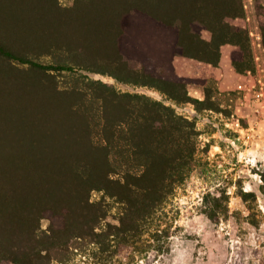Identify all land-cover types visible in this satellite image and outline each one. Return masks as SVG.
<instances>
[{"label": "rangeland", "instance_id": "obj_1", "mask_svg": "<svg viewBox=\"0 0 264 264\" xmlns=\"http://www.w3.org/2000/svg\"><path fill=\"white\" fill-rule=\"evenodd\" d=\"M157 1L0 0L13 53L0 51V190L43 153L118 180L91 190L102 219L88 235L43 264H264V0ZM130 116L134 143L152 142L147 171ZM44 215L42 229L62 227ZM10 218L0 210L5 248L20 245Z\"/></svg>", "mask_w": 264, "mask_h": 264}, {"label": "trees", "instance_id": "obj_2", "mask_svg": "<svg viewBox=\"0 0 264 264\" xmlns=\"http://www.w3.org/2000/svg\"><path fill=\"white\" fill-rule=\"evenodd\" d=\"M157 0H148L150 7H153ZM198 8L204 6L205 0H190ZM225 0L224 5L236 8L240 12L242 11L241 0ZM206 3V2H205ZM153 5V6H151ZM155 13V12H152ZM231 16V15H230ZM232 16H236L235 12ZM221 18V17H220ZM219 25L226 27L227 25L221 19H218ZM227 33V31H226ZM224 36H228L225 35ZM194 40L195 34L190 25L182 21L180 27H178V45L185 54L189 51L187 49L194 46V43L188 41ZM197 41H201V38L196 35ZM0 51L7 55H13V53L6 49L0 43ZM197 52V51H195ZM191 53V51H190ZM201 56V55H199ZM204 58V57H202ZM246 62L236 63L235 66H245ZM246 68V67H242ZM132 82V81H131ZM155 86H159L156 84ZM129 102L131 103V95L125 94ZM145 99V98H143ZM146 100V99H145ZM136 103H141L135 98ZM146 101L144 102V104ZM143 104V105H144ZM132 105V106H133ZM170 115H172L170 113ZM141 117L147 119L145 111L141 113ZM179 118H177L178 121ZM176 118H172L175 121ZM125 122L130 125V128L126 131V138L128 144L134 146L139 150H143L145 170L153 158L152 142H148L147 138L139 137L141 145H136L133 141V133H131V125L134 124V119L127 117ZM163 123L162 121H160ZM175 123V122H173ZM117 124H120L119 122ZM120 137V136H118ZM90 140V139H89ZM105 156L106 159L114 155L112 146H116L118 139L115 134H111V138H105ZM90 142H92L90 140ZM93 143V142H92ZM147 152V153H146ZM159 153V152H158ZM142 154V153H141ZM72 159V157H69ZM39 164L32 166L33 170L28 172V177L24 176L22 179L18 176V180L11 178L8 185H14L10 189L0 190V210H7L10 214V221L15 224V228L21 232L19 238L20 245L11 243L10 247H3L0 241V264L1 261H10L14 264H43L50 258L52 250L61 251V248H69L73 240H80L85 238L87 229L85 225H89V228H93L97 219H102L100 215V208L96 203L89 201L91 190H102L107 194V188L101 185L103 179H108L110 182L117 183L118 180L113 177H109L113 174L114 169L109 168L106 170H98L94 173L88 167L85 168L82 165L73 161L65 160L61 157H55L51 153H43L39 157ZM143 166V165H142ZM145 175L144 171L141 173V177ZM55 217V215H61L63 225L61 228H56L51 222L46 229H42L39 226L40 219L47 213ZM98 212V213H97ZM77 213L82 214L78 219ZM92 216L91 220H87V217ZM93 216H96L94 218ZM87 223V224H85ZM28 227V229H26ZM61 233L62 237L58 234ZM47 262V261H46Z\"/></svg>", "mask_w": 264, "mask_h": 264}]
</instances>
